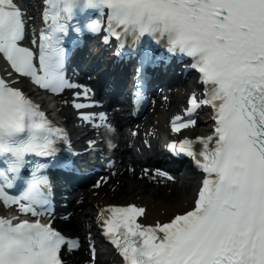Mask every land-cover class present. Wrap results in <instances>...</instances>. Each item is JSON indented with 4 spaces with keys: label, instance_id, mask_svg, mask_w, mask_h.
Segmentation results:
<instances>
[{
    "label": "snow or ice",
    "instance_id": "obj_1",
    "mask_svg": "<svg viewBox=\"0 0 264 264\" xmlns=\"http://www.w3.org/2000/svg\"><path fill=\"white\" fill-rule=\"evenodd\" d=\"M46 3L44 17L51 23L40 35L37 69L33 52L19 44L25 29L21 10L13 0H0V54L41 88L58 93L77 87L63 74V37L81 27L99 31V20L70 23L88 9L108 10L107 31L117 39L121 35L117 29L137 38L147 35L157 43L165 39L168 52L190 57L209 86L204 99L198 102L194 95L189 99L187 114L201 104L211 105L214 136L168 146L176 155L191 157L206 173L194 209L155 226L136 222L145 212L136 206L110 207L100 214L104 231L125 264H264V0ZM152 54L151 47H144L141 62L151 63ZM181 121V116L174 117L173 132L195 123ZM62 135L21 91L0 79V158L7 165L0 168V199L5 204H19L21 212L33 216L40 214L37 209H45L48 181L40 174L44 164L33 167L21 195H9L7 190L20 170L32 163L26 157L53 156L54 142ZM196 143L202 148L195 150ZM65 243L48 225L27 220L13 224L0 218V264H61L59 253Z\"/></svg>",
    "mask_w": 264,
    "mask_h": 264
},
{
    "label": "bare ground",
    "instance_id": "obj_2",
    "mask_svg": "<svg viewBox=\"0 0 264 264\" xmlns=\"http://www.w3.org/2000/svg\"><path fill=\"white\" fill-rule=\"evenodd\" d=\"M25 8L31 7L25 5ZM191 87L193 86L191 85ZM191 87L186 84L172 91L167 95V109L166 105H164L161 110L155 111L154 118L150 120L149 115H147V119L145 118L141 121V127L148 125L151 127L148 130L154 132L152 141L157 142L166 135V130L162 128L161 119L179 109L185 96L192 90ZM59 116L65 121H71V114L65 106L61 107ZM206 126V124H200L197 129L187 131L184 135L194 136L204 133ZM83 131H87V129L81 132ZM109 176V182L99 190H85L79 195L82 203L79 205L73 204V216L66 224H71L82 230L85 223L89 221L91 215L94 213L95 208L109 203L126 204L136 202L143 205L146 208L143 221L149 224H153L157 220L166 221L174 214L182 213L191 207L194 178L184 179V181L176 182L175 184L156 185L153 182L149 183L147 179L139 180L136 178V175L128 174L126 171L122 173L115 171L114 179L112 174H109ZM115 182L119 184L115 186ZM113 187L114 189H112ZM105 260L106 255L104 252L99 251L96 264H104ZM67 261L68 264H84L88 259L83 252H78L68 257Z\"/></svg>",
    "mask_w": 264,
    "mask_h": 264
}]
</instances>
